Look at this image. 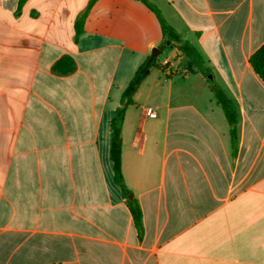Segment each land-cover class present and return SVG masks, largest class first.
<instances>
[{
    "label": "crops",
    "instance_id": "1",
    "mask_svg": "<svg viewBox=\"0 0 264 264\" xmlns=\"http://www.w3.org/2000/svg\"><path fill=\"white\" fill-rule=\"evenodd\" d=\"M149 1L236 104V156L208 81L161 51L173 74L152 69L122 129L140 240L110 123L159 49L154 14L135 0H0V264H264V82L249 62L264 0Z\"/></svg>",
    "mask_w": 264,
    "mask_h": 264
},
{
    "label": "trees",
    "instance_id": "2",
    "mask_svg": "<svg viewBox=\"0 0 264 264\" xmlns=\"http://www.w3.org/2000/svg\"><path fill=\"white\" fill-rule=\"evenodd\" d=\"M26 0H21V3ZM142 3L150 12H152L160 26L162 33V46L166 49H176L180 56L188 59V73L193 70L198 71L210 84L211 90L217 99L218 104L224 111L226 120L230 128L231 145L234 157L237 154L239 144L238 122L239 115L236 104L229 99L223 89L216 83L214 79H209L213 72L199 52V50L188 40H185L165 19L161 10L149 0H135ZM82 33V24H77V34ZM163 48L159 49L163 51ZM156 58L150 66L146 62L142 64L135 72L133 78L122 93L120 104L116 109V113L111 120L110 128L112 132L111 141V161L114 170V180L119 186L123 198L126 200L127 206L134 220L135 228L141 240L144 234L143 213L139 202L136 199L130 200L128 196L132 193L125 185L123 170H122V129L126 112L129 107L134 106V96L139 90L143 81L150 75L152 69L165 71L167 66H162L157 63ZM250 64L254 72L264 82V45L260 47L250 58Z\"/></svg>",
    "mask_w": 264,
    "mask_h": 264
},
{
    "label": "rangeland",
    "instance_id": "3",
    "mask_svg": "<svg viewBox=\"0 0 264 264\" xmlns=\"http://www.w3.org/2000/svg\"><path fill=\"white\" fill-rule=\"evenodd\" d=\"M158 7V6H157ZM159 8V7H158ZM160 9V8H159ZM161 10V9H160ZM162 12V10H161ZM163 13V12H162ZM164 15V14H163ZM165 17V16H164ZM153 18H156L155 15H153ZM166 19V18H165ZM167 20V19H166ZM156 24L158 26V30H159V33H158V36H159V44H158V47L160 48H163L162 46V33H161V29H160V26L157 22V19H156ZM166 48H163V53L161 54L160 57H165L167 55V52H166ZM152 53V51L150 52V54ZM159 57V56H158ZM157 57V58H158ZM177 61V68H178V73H181L183 74V70H186V67L182 66V64L179 62L178 58L175 59ZM155 72V70H153Z\"/></svg>",
    "mask_w": 264,
    "mask_h": 264
},
{
    "label": "built area",
    "instance_id": "4",
    "mask_svg": "<svg viewBox=\"0 0 264 264\" xmlns=\"http://www.w3.org/2000/svg\"><path fill=\"white\" fill-rule=\"evenodd\" d=\"M167 64H165L166 66ZM165 73H167V75H171L173 74V70L170 69V68H166L165 70ZM183 75H187L188 74V71L187 70H183ZM158 110H159V106H152L150 108L147 109L146 111V115L149 117V118H156L157 115H158Z\"/></svg>",
    "mask_w": 264,
    "mask_h": 264
},
{
    "label": "water",
    "instance_id": "5",
    "mask_svg": "<svg viewBox=\"0 0 264 264\" xmlns=\"http://www.w3.org/2000/svg\"><path fill=\"white\" fill-rule=\"evenodd\" d=\"M162 52H161V50L160 49H158V48H155V49H153L152 50V53H151V55H150V57H149V59L147 60V62H146V65L147 66H150L151 65V63L161 54ZM210 78H212L211 76H210ZM133 198V195L131 194L130 196H129V199H132Z\"/></svg>",
    "mask_w": 264,
    "mask_h": 264
}]
</instances>
